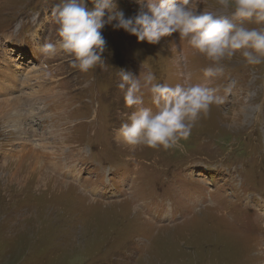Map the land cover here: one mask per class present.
<instances>
[{
    "label": "rangeland",
    "instance_id": "374dc122",
    "mask_svg": "<svg viewBox=\"0 0 264 264\" xmlns=\"http://www.w3.org/2000/svg\"><path fill=\"white\" fill-rule=\"evenodd\" d=\"M60 3L0 0V109L18 108L32 123L42 117L31 127L0 116V264H264L262 204L250 205L258 195L264 203V63L249 66L237 55L221 75L205 78L210 61L178 34L151 45L113 22L102 29L104 64L82 73L73 57L41 52L59 39ZM195 3L219 11L216 0ZM116 4L125 16L140 7ZM120 69L151 70L168 84L191 74L224 102L182 148L132 152L116 135L132 111L117 86ZM231 80L237 85L226 94ZM34 86L29 102L23 94ZM145 106L152 107L147 93ZM22 125L34 132L32 144Z\"/></svg>",
    "mask_w": 264,
    "mask_h": 264
},
{
    "label": "clouds",
    "instance_id": "9594fccd",
    "mask_svg": "<svg viewBox=\"0 0 264 264\" xmlns=\"http://www.w3.org/2000/svg\"><path fill=\"white\" fill-rule=\"evenodd\" d=\"M61 0L53 10L59 39L45 42L41 52L54 58L58 52L73 57L72 66L87 73L104 64L102 54L106 41L102 29L113 24L136 37L137 42L156 45L164 38L178 34L209 66L205 78L221 75L224 62L239 55L249 66L264 63V0H216L219 11L201 9L195 0H135L140 6L133 16H125L116 0ZM106 17V19H105ZM237 21H252L260 27H246ZM174 40V39H173ZM117 85L124 91V104L131 112L116 130L129 151L182 148L192 129L209 115L212 105L224 102L217 88L192 83L191 74L175 84L158 83L151 70L138 75L119 70ZM237 81L231 80L224 92L231 93ZM152 107L145 106V94Z\"/></svg>",
    "mask_w": 264,
    "mask_h": 264
},
{
    "label": "bare ground",
    "instance_id": "6f19581e",
    "mask_svg": "<svg viewBox=\"0 0 264 264\" xmlns=\"http://www.w3.org/2000/svg\"><path fill=\"white\" fill-rule=\"evenodd\" d=\"M8 67H9V65H8ZM9 75H14V73H12V72H10L9 71ZM5 74H3V76H4ZM9 75H8V77H9ZM5 76H7V75H5ZM31 76V75H30ZM12 77V76H11ZM14 78V77H13ZM32 78V77H31ZM10 86H12V85H10ZM33 86V85H32ZM5 87V86H4ZM34 89H37V86L35 87H33V89H32V91L30 92V93H28V94H23V95H25L28 99H29V102H30V99H33V98H35V97H37V92H38V90H34ZM2 92V91H1ZM39 93V92H38ZM27 95H29L30 96V98H29V96H27ZM24 99V98H23ZM10 100V99H9ZM10 101H13V100H10ZM16 101V100H15ZM14 102V101H13ZM37 102H39V101H37ZM4 103V102H3ZM36 103V102H35ZM9 104V103H8ZM16 105V104H15ZM32 105L31 104H29V109L26 111V113L25 114H28V113H30V111L32 110ZM5 108V107H4ZM51 112V111H50ZM17 113H18V115L20 114V112H19V109L18 108H13L12 106H10V109H3V110H1L0 109V116H3V117H5V118H7V120H9V122L10 123H12L13 121H14V119H15V121H14V126H15V124H16V122H18L19 121V118H20V120H21V122H23V124H24V122L27 124V123H29V124H31V127L34 125L32 122H28L27 121V117L28 116H18L17 115ZM52 114H54V113H51L49 116H52ZM4 119V118H3ZM31 119H33V118H31ZM38 119H42V117L41 116H35V118H34V121H38ZM24 125H22V127H23ZM21 127V128H22ZM23 130H25V131H22V133H21V131H19V133L21 134V135H23V138H25V141H26V143H30L31 142V144L34 142V139H36L34 136V132H32L31 133V131L32 130H30V129H26V125L23 127ZM49 130H53V126L51 125V124H47V127L45 128V131L49 134V135H53V132H51V131H49ZM34 136H33V135ZM26 136V137H25ZM59 138L61 137V135H57ZM55 137V136H54ZM19 138V137H18ZM32 140V141H31ZM36 146V145H35ZM27 157V156H26ZM36 157V154H30L29 155V160L30 161H32V159L34 160V158ZM40 160V159H39ZM57 181H59V180H57ZM59 182H62V181H59ZM55 183V182H54ZM63 183V182H62ZM60 186V185H59ZM63 186V185H62ZM72 187V186H71ZM91 200V199H90ZM93 202V201H92ZM263 209H264V207H263ZM261 222H264V221H261Z\"/></svg>",
    "mask_w": 264,
    "mask_h": 264
}]
</instances>
